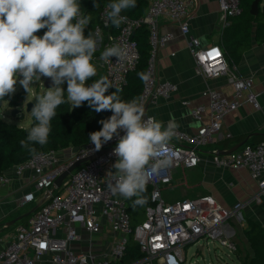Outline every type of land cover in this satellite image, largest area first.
<instances>
[{"label":"built area","instance_id":"obj_1","mask_svg":"<svg viewBox=\"0 0 264 264\" xmlns=\"http://www.w3.org/2000/svg\"><path fill=\"white\" fill-rule=\"evenodd\" d=\"M224 26L231 16L241 13V0H218ZM190 0H148L145 14L133 18L127 14L117 33L108 32L103 37V26L109 24L106 6L100 12V24L93 34L97 39L99 54L96 61L103 77H107L114 89H123L128 76L139 64L141 53L134 33L138 26L146 25L148 30L149 57L143 74L140 99L144 105H157L161 99L170 97L178 89L171 79H164L158 72L161 49L173 38L172 31H162L160 20L166 18L179 24L183 34L190 32ZM118 45L124 58L110 57L109 62L100 59L107 47ZM190 51L196 60V69L205 78L228 76L233 93L228 98L221 89L208 87L202 94L209 103L197 104L191 108L194 120L200 123L197 131L189 132L177 127V135L170 142L175 152L171 166L162 168L146 184L151 187L150 203L145 208V218L131 227V216L127 198L113 194L109 187V171L116 157L112 155L119 137L104 144L100 151H94L91 141L80 146L63 149L41 150L27 160L13 166L14 174L23 177L29 171L24 192L17 197L18 205L36 202L38 195L44 201L26 222L15 229L13 239L0 250V264H38L49 256L52 264H185V248L192 242L217 240L230 252L236 253L237 245L228 235L224 224L236 218L248 204L262 202L264 193V139L257 143H245L227 154L218 149L212 152V162L219 167L247 169L258 182L260 192L248 202L237 201L229 207L223 206L210 193L195 197L167 200L164 190L174 181L180 169V183L188 185L186 170L198 166L202 161L201 149L215 139L223 138L224 116L238 108L241 100L258 106V94L252 90L253 77L236 73L220 46L203 45L198 37L191 36ZM182 103L188 104L187 99ZM208 111L209 121L204 122ZM155 117L145 110V118ZM123 135V132L120 133ZM227 133L226 137H231ZM79 163L55 186L60 175ZM14 177L0 174V184L9 186ZM29 182L27 183V181ZM109 233L100 245L93 243L95 236ZM90 235L85 238V235ZM133 237L142 255L124 262L129 240ZM107 241V243H106ZM89 243L78 248L77 244ZM98 243V241H97ZM202 248L204 244L201 245Z\"/></svg>","mask_w":264,"mask_h":264},{"label":"clouds","instance_id":"obj_2","mask_svg":"<svg viewBox=\"0 0 264 264\" xmlns=\"http://www.w3.org/2000/svg\"><path fill=\"white\" fill-rule=\"evenodd\" d=\"M135 7L136 0H110L106 16L119 28L127 21L121 13ZM90 21L79 0H0V102L16 92L17 84L29 94L42 78L52 81L51 87L34 97L30 112L34 123L19 141L32 153L35 145L48 143L51 122L60 105L68 103L74 109L87 102L97 113L110 111L112 115L99 121L101 129L90 133L89 140L98 152L119 137L112 152L117 158L112 166L115 171L107 173L108 187L113 194L136 197L134 204H143L148 180L173 163L176 154L170 142L177 135L178 125L145 118L141 99L125 101L118 94L121 89L106 95L113 87L107 77L88 83L97 74L92 62L97 39L92 32L85 36ZM42 29H46L43 36L36 35ZM110 57L120 61L124 52L118 45L107 47L100 59L109 62Z\"/></svg>","mask_w":264,"mask_h":264},{"label":"crops","instance_id":"obj_3","mask_svg":"<svg viewBox=\"0 0 264 264\" xmlns=\"http://www.w3.org/2000/svg\"><path fill=\"white\" fill-rule=\"evenodd\" d=\"M190 32L183 34L180 26L175 21L162 18L160 27L162 31H172L173 38L161 49L158 72L164 79H171L178 84V89L170 97L163 98L157 105H147V113L155 116L157 120L167 125L170 121L189 132L197 131L200 123L191 115V108L197 104H208L209 98L202 94L208 87L221 89L231 98L233 85L228 81V76L217 78H205L197 72L196 60L190 51L191 36L198 37L203 45L219 46L222 43L224 24L221 18L218 0H190ZM231 64V63H230ZM236 73L241 76L253 77L252 90L258 94V106L245 100H241L238 108L228 112L224 116L222 134L223 138L215 139L208 146L201 149L202 161L198 166L186 170L188 185L180 183L181 169L175 173L173 187L178 188L176 194H169V187L164 190L167 200H175L182 197H195L205 193L212 194L219 203L229 207L237 201L248 202L255 194L260 192L258 182L245 169H234L216 166L212 162V152L229 151L234 147L245 143H257L264 139V41H257L255 32L252 34L251 46L246 49L236 64ZM234 64H231L232 66ZM183 99L188 104H183ZM208 111L204 114L203 121L208 122ZM231 133V137H226ZM239 146V147H240ZM12 175L14 180L9 186L0 184V250L4 248L14 237L15 229L23 217L38 204L44 201V195L39 194L36 202L21 210L17 204V197L24 192V187L30 188L31 183L24 186L30 172L17 177L13 167L5 171ZM29 180L27 181V183ZM166 191V193H165ZM264 193L260 204H248L238 217L230 218L225 224L227 235L236 242L241 254L252 253L251 244L244 233L247 227L246 218L250 217L264 225ZM16 222L10 223L13 219ZM145 218V217H144ZM26 222V221H25ZM109 233L95 236L93 243L100 245L102 240L108 239ZM90 235L86 234L85 238ZM98 241V243H97ZM107 243V241H106ZM89 245V243H86ZM85 244H77L78 248L86 247ZM38 264H52L45 257Z\"/></svg>","mask_w":264,"mask_h":264},{"label":"trees","instance_id":"obj_4","mask_svg":"<svg viewBox=\"0 0 264 264\" xmlns=\"http://www.w3.org/2000/svg\"><path fill=\"white\" fill-rule=\"evenodd\" d=\"M253 1L254 0H241V13L231 16L228 19V23L224 26L222 43L219 44V46L231 64H237L244 51L251 46L252 34L254 32L257 41H264V17L260 18L261 14L264 15V5L263 11L259 8L258 14H252L250 9ZM79 2L83 14L91 16V21L85 29V36H87L89 32L93 33L95 27L100 24V12L110 0H79ZM94 4H97L98 7H94ZM147 6L148 0H136L135 8L128 9L122 13L133 18H140L145 14ZM118 30L119 28L114 27L111 22H109L108 25L103 26V37H106L108 32L115 34ZM45 31L46 29H42L37 32L36 35L43 36ZM134 39L137 40L141 58L136 69L128 76L124 88L118 93L125 101L131 100L132 98H140L141 95L143 86L142 77L149 57L148 30L146 25L142 24L136 28ZM98 54L99 50L94 53L93 60ZM94 81V77H92L89 79L88 83L91 84ZM114 91L115 89L111 87L106 92V95H110ZM25 94L26 92L24 89L17 92L11 97L10 105H21ZM111 115L112 113L110 111L95 112L88 106L87 102L74 109H72L71 104H62L57 108V115L51 122L52 131L48 143L44 146L35 145V153L41 150H59L70 146L85 144L90 141V133L101 129L102 125L99 121ZM33 123L34 118L30 125L20 126L15 122L6 120L0 114V174H3L14 165L27 160L35 154L22 148L19 143L21 139L26 137L27 129ZM150 191L151 187L146 184L143 193L145 202L143 204H134V201L137 199L136 197L127 198L132 229L144 220L145 208L150 203ZM28 217L29 216L23 217L21 220L25 222ZM246 222L247 227L244 233L248 242L251 244L253 252L244 255L237 250L236 255L241 264H264V225L250 217L246 218ZM141 255L142 252L139 246L131 236L124 262L132 261Z\"/></svg>","mask_w":264,"mask_h":264},{"label":"rangeland","instance_id":"obj_5","mask_svg":"<svg viewBox=\"0 0 264 264\" xmlns=\"http://www.w3.org/2000/svg\"><path fill=\"white\" fill-rule=\"evenodd\" d=\"M263 5L264 0L260 3V8L263 11ZM263 13V12H261ZM264 15L261 14L260 18H263ZM99 46H97L96 52L99 50ZM97 56V55H96ZM95 56V58H96ZM94 58L93 63L97 67V74L94 76V80H98L101 77H103L101 67L97 63L96 59ZM47 78H42V81L36 82L32 90L29 94H25V97L23 99V104L21 105H10V100L13 95H15L17 92L23 90V87L17 84L16 86V92L11 97H5L6 100L4 102H0V114L8 121L15 122L20 126H28L31 124L33 117L31 116L30 112L26 111V103L29 101H34V97L38 94H42L46 88H49L45 86V80ZM65 91L67 85H63ZM17 108L19 109L18 113L16 115L12 114V111ZM23 114V117H21ZM169 191H167L169 194L173 195L176 194L178 191V188L173 187V183L169 184ZM166 193V191H165ZM31 203H26L23 205H18L21 210L27 208ZM204 244V247L202 249H199V246ZM186 261L185 264H241L236 253L230 252V250L227 247L222 246L217 240H211L209 238V244L206 245V242L204 239H202L199 242H192L190 243L186 248Z\"/></svg>","mask_w":264,"mask_h":264},{"label":"water","instance_id":"obj_6","mask_svg":"<svg viewBox=\"0 0 264 264\" xmlns=\"http://www.w3.org/2000/svg\"><path fill=\"white\" fill-rule=\"evenodd\" d=\"M261 1H262V0H254V1L252 2V4H251V9H250V11H251L252 14H258ZM45 86H47V87H51V86H52V81L50 80V78H47V79L45 80ZM33 106H34V102H33V101H31V102H27V103H26V111H27V112H30ZM18 111H19V109L15 108V109L12 111V114H13V115H16V114L18 113ZM21 117H23V114H22ZM240 145H241V144H238V146L234 147L233 149H231V150H229V151H225V152L220 151V152H221V154H227V153H230V152H232L233 150L237 149ZM78 164H79V163L74 164L72 167L69 168V170H67L66 172L62 173V174L60 175V177L56 180V182H55V186H56V187H59V186L61 185V182L63 181V179H64V178L68 175V173H69L70 171H72V170H73ZM40 205H41V203L38 204L35 208H33L29 213L32 214L35 210H37V209L40 207ZM31 214H30V215H31ZM18 219H19V218L13 219L10 223H14V222H16ZM199 249H202V246H199Z\"/></svg>","mask_w":264,"mask_h":264}]
</instances>
